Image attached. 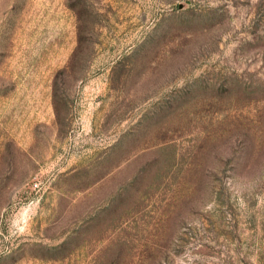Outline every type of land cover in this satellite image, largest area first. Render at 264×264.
Wrapping results in <instances>:
<instances>
[{"label": "rangeland", "instance_id": "1", "mask_svg": "<svg viewBox=\"0 0 264 264\" xmlns=\"http://www.w3.org/2000/svg\"><path fill=\"white\" fill-rule=\"evenodd\" d=\"M0 264H264V0H0Z\"/></svg>", "mask_w": 264, "mask_h": 264}]
</instances>
